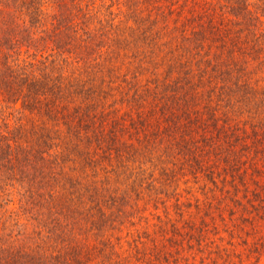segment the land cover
I'll list each match as a JSON object with an SVG mask.
<instances>
[{"label":"trees","instance_id":"obj_1","mask_svg":"<svg viewBox=\"0 0 264 264\" xmlns=\"http://www.w3.org/2000/svg\"><path fill=\"white\" fill-rule=\"evenodd\" d=\"M242 244L260 264L264 0H0V264Z\"/></svg>","mask_w":264,"mask_h":264},{"label":"rangeland","instance_id":"obj_2","mask_svg":"<svg viewBox=\"0 0 264 264\" xmlns=\"http://www.w3.org/2000/svg\"><path fill=\"white\" fill-rule=\"evenodd\" d=\"M184 195L185 196H187V197H190L191 195L190 194H188V193H184ZM184 199H186V198H184ZM193 202H194V199H193ZM214 214H216V218H217V222L220 224V226H219V233H217V234H213V232H211L210 233V235L209 236H211L213 239H215L216 240V244H219V245H221L222 247H224V248H228V249H231V245H229L227 242H228V239L230 238V236H229V233L228 232H225L224 231V225H223V223H224V221H222L221 220V218H220V216H219V212L218 211H216ZM226 221H228V219L226 218ZM229 222H230V220H229ZM213 228V227H212ZM215 231H217V230H215ZM237 235V234H236ZM239 237H236L235 238V240H236V244H238L239 242H240V240L238 239ZM213 246H214V244H213ZM237 247H238V252H239V257H243V258H245V259H249V258H251V261H248L249 262V264H251L252 262L253 263H255V262H257V261H255V260H257L256 259V256H258L259 255V253H256V252H254V253H252V255H250V257L248 256V253H249V250L245 247V245L244 244H242V245H237ZM263 254V256H262V261H261V263L260 264H264V253H262ZM235 260H238V258H235Z\"/></svg>","mask_w":264,"mask_h":264}]
</instances>
